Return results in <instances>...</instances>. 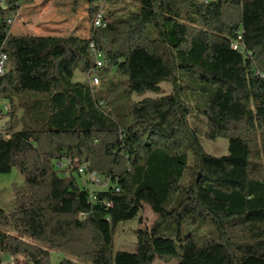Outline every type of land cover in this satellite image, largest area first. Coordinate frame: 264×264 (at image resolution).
I'll list each match as a JSON object with an SVG mask.
<instances>
[{"label": "trees", "instance_id": "trees-1", "mask_svg": "<svg viewBox=\"0 0 264 264\" xmlns=\"http://www.w3.org/2000/svg\"><path fill=\"white\" fill-rule=\"evenodd\" d=\"M34 1L0 0V172L24 178L0 207V264H50L51 250L57 264H264V0H136L104 26L86 0L85 35L13 33ZM179 71L214 86L203 126ZM202 138L226 139L227 153ZM144 204L153 222L118 249V226ZM185 217L216 236L155 235Z\"/></svg>", "mask_w": 264, "mask_h": 264}, {"label": "rangeland", "instance_id": "rangeland-1", "mask_svg": "<svg viewBox=\"0 0 264 264\" xmlns=\"http://www.w3.org/2000/svg\"><path fill=\"white\" fill-rule=\"evenodd\" d=\"M86 0H35L32 5L24 6L12 20L11 31L15 34L29 33L33 35H85L88 32ZM137 8L136 0H107L104 11H114V15H120ZM178 77L183 88V98L190 102L193 110L189 115V120L194 125L203 126L205 122L204 108L206 99L214 90V86L203 83L194 74L187 71H179ZM78 79H84V75L78 74ZM164 90H169L166 83H161ZM146 95L153 96L151 92ZM139 99L140 96H133ZM8 101L0 98V108L7 105ZM5 116L2 117L4 119ZM2 120H0V124ZM201 145L204 150L212 155L227 153V140L218 138L209 140L202 138ZM81 180L87 183V177L82 175ZM23 175L13 167L9 172H0V207L9 209L14 203L13 185L23 183ZM181 197V193L170 199L168 207L175 206ZM140 221L137 219L122 223L117 228L116 247L122 250L132 251L135 248V229L149 228L155 218L151 208L144 204L140 212ZM193 234L198 241L205 237L216 236V230L209 220L192 222L185 217L178 225L174 220H168L159 225L155 230V235L167 236L176 239L178 236L184 237ZM61 253L57 250L50 252V264H57ZM154 264H176V259L164 261L158 256L154 259Z\"/></svg>", "mask_w": 264, "mask_h": 264}, {"label": "built area", "instance_id": "built-area-1", "mask_svg": "<svg viewBox=\"0 0 264 264\" xmlns=\"http://www.w3.org/2000/svg\"><path fill=\"white\" fill-rule=\"evenodd\" d=\"M106 1L107 0H97L96 4L98 5V9L94 15V18H93V24L95 26H104L105 23H106V19H105V15L107 14V10L104 11L103 8L104 6L106 5ZM203 1H208V0H203ZM232 46L234 48H236V44H232ZM95 57H96V62H100L101 63V60L99 59L100 58V53L99 52H95ZM5 60H6V55L2 54V52L0 53V74H2L3 70H4V63H5ZM91 80V84L92 85H98L99 84V80L96 76H92L90 78ZM77 171L79 173H83L84 172V167L82 165H79L77 166ZM87 177L96 182V183H99L101 182V177L98 173L96 172H91L87 175Z\"/></svg>", "mask_w": 264, "mask_h": 264}, {"label": "bare ground", "instance_id": "bare-ground-1", "mask_svg": "<svg viewBox=\"0 0 264 264\" xmlns=\"http://www.w3.org/2000/svg\"><path fill=\"white\" fill-rule=\"evenodd\" d=\"M96 64H97V65H99V64H100V62H96Z\"/></svg>", "mask_w": 264, "mask_h": 264}]
</instances>
